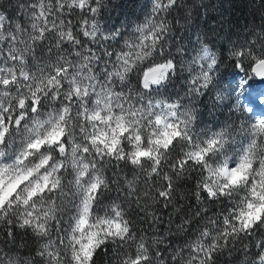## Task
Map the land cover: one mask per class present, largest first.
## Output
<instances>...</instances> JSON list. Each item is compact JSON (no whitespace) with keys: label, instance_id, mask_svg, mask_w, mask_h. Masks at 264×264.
I'll use <instances>...</instances> for the list:
<instances>
[{"label":"clouds","instance_id":"1","mask_svg":"<svg viewBox=\"0 0 264 264\" xmlns=\"http://www.w3.org/2000/svg\"><path fill=\"white\" fill-rule=\"evenodd\" d=\"M0 264H264V0H0Z\"/></svg>","mask_w":264,"mask_h":264}]
</instances>
